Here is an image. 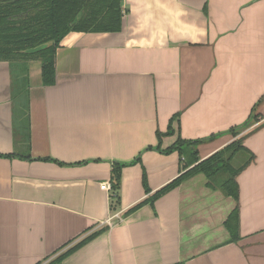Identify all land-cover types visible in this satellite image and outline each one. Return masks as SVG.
<instances>
[{"label": "crops", "instance_id": "1", "mask_svg": "<svg viewBox=\"0 0 264 264\" xmlns=\"http://www.w3.org/2000/svg\"><path fill=\"white\" fill-rule=\"evenodd\" d=\"M122 9L119 32L62 39L53 86L42 85L39 60L24 63L26 109L0 61V264H47L103 227L60 264H264V0H122ZM255 105L240 132L254 159L237 177V242L224 226L236 203L203 174L126 213L183 171L177 151L157 148L173 116L176 133L160 149L209 139L196 146L203 160Z\"/></svg>", "mask_w": 264, "mask_h": 264}, {"label": "trees", "instance_id": "2", "mask_svg": "<svg viewBox=\"0 0 264 264\" xmlns=\"http://www.w3.org/2000/svg\"><path fill=\"white\" fill-rule=\"evenodd\" d=\"M123 14L122 0H0V61H8L10 64L13 85H15L13 94H15L14 98L19 100L18 103L21 102L24 109L27 108L26 93L22 92L25 80L19 78L21 72L22 74L26 72L21 70L25 67V62L39 60L42 85L51 87L55 84V54L62 39L72 32H119ZM256 105L241 127H233L229 130L234 140L203 160L197 158L196 146L209 139L187 141L177 137L171 146L160 149L161 137L173 136L176 133L178 115L173 116L169 121L167 132L156 133L157 148L165 154L177 151L181 161H185L183 171L126 213L133 212L146 204L153 205L159 197L170 192L183 181L196 174H203L209 188H218L225 196L235 201L236 205L224 222V226L230 236L229 243L237 242L240 239L237 177L254 159L251 151L243 146L245 134L241 135L240 132L250 126ZM238 154L242 156L243 161L237 167H233L231 162ZM122 167L123 165L116 164L111 171V189L116 195L115 200L118 199L116 192L119 189ZM142 184L148 194L150 191L145 172L142 174ZM106 230L105 227L96 230L64 251L62 250L65 246L62 247L59 250L62 252L47 264H60L66 257Z\"/></svg>", "mask_w": 264, "mask_h": 264}, {"label": "built area", "instance_id": "3", "mask_svg": "<svg viewBox=\"0 0 264 264\" xmlns=\"http://www.w3.org/2000/svg\"><path fill=\"white\" fill-rule=\"evenodd\" d=\"M100 189L103 190V191H109V190H110V186L108 185V183H103V184L100 185ZM114 218H118V216L116 215V216H114V217L108 219V220L106 221V223H107L108 225H112L111 221H112V219H114Z\"/></svg>", "mask_w": 264, "mask_h": 264}, {"label": "rangeland", "instance_id": "4", "mask_svg": "<svg viewBox=\"0 0 264 264\" xmlns=\"http://www.w3.org/2000/svg\"><path fill=\"white\" fill-rule=\"evenodd\" d=\"M237 159H239V160H233V161L231 162V165H232L233 167H237V166L240 165L241 162L243 161V159H242L241 156H239V158L237 157Z\"/></svg>", "mask_w": 264, "mask_h": 264}]
</instances>
